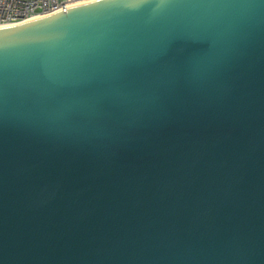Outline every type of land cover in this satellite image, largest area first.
I'll return each instance as SVG.
<instances>
[{
    "label": "water",
    "instance_id": "1",
    "mask_svg": "<svg viewBox=\"0 0 264 264\" xmlns=\"http://www.w3.org/2000/svg\"><path fill=\"white\" fill-rule=\"evenodd\" d=\"M0 264H264V0L0 26Z\"/></svg>",
    "mask_w": 264,
    "mask_h": 264
},
{
    "label": "built area",
    "instance_id": "2",
    "mask_svg": "<svg viewBox=\"0 0 264 264\" xmlns=\"http://www.w3.org/2000/svg\"><path fill=\"white\" fill-rule=\"evenodd\" d=\"M84 1L89 0H0V26L51 14Z\"/></svg>",
    "mask_w": 264,
    "mask_h": 264
}]
</instances>
